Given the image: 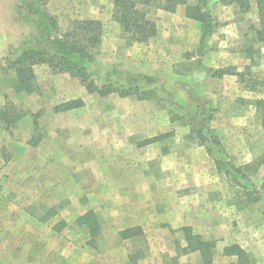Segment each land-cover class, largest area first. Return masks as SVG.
I'll return each instance as SVG.
<instances>
[{"label": "rangeland", "instance_id": "obj_1", "mask_svg": "<svg viewBox=\"0 0 264 264\" xmlns=\"http://www.w3.org/2000/svg\"><path fill=\"white\" fill-rule=\"evenodd\" d=\"M185 1L194 6L198 0ZM249 4L247 13L240 12L238 6H224L216 0L210 4L218 26L207 43L200 69L193 66L196 50L193 36L199 34V24L186 16L189 23L179 18L165 21L158 16L162 10L151 9L150 15L158 33L145 44L128 43L121 38L120 28L111 18V0H47L45 9L56 19L62 32L68 30L73 21L101 17L103 40L95 61L99 70L110 69L120 75L135 74L138 70L149 72V76L163 83L167 102L188 111L196 107L190 91L202 97L206 102V112L211 116L209 126L213 137L233 166H249L244 174L253 182L254 195H258L264 193V165L261 163L264 161V104L260 103H264V47L251 41L258 20L255 0H249ZM37 36V28L27 16L23 0H0V60ZM180 49L183 50L181 54ZM39 66L35 65L33 72L38 88L35 94L39 96L40 103L49 102L51 95L73 97L77 88H83L67 74H54L58 80L55 83L45 75V70L50 72L48 67ZM223 69L245 75L242 81L232 75H215V71ZM14 81L13 68L0 70V108L6 107L8 114L13 116L12 105L26 112L24 117L28 122V126L23 123L19 127L17 122L5 130V123L0 121V261L13 260L16 256L14 264H29L26 259L36 254L44 257L41 260L48 261V264H127L129 252L142 253L153 249L152 241L143 237L130 242H122L119 238L115 226H119V214L124 208L110 204L109 183L105 182L110 171L107 166L99 168L94 163L98 153L92 150L50 152L25 148L16 151L13 148L18 144L14 137L18 136L19 129L22 133L18 142L22 143L28 137L27 128L34 142L43 137L48 128L60 126L63 122L64 125H80L84 131L99 127L108 131L116 125L115 120L121 122L119 126L129 129L140 126L160 128L164 120V123L168 122L166 126L177 128L176 132L167 133L165 140L169 139L166 143L176 140L187 149L198 148V155L192 158L182 152L183 166L176 171L184 180L182 184L210 175L214 178L211 182L214 192L223 190L232 214L246 208L255 209V205L264 208V201L254 202V195L217 171L205 147L190 134L189 129L169 121L160 100L137 101L129 97L126 105H122L117 103L120 99L117 95L101 98L90 94L92 96L85 100L87 104L81 101L83 105L77 116L54 120L52 114L56 112L50 110L51 103L41 104L39 109L32 111L13 105L9 97L14 92ZM129 102H140V105L132 109ZM159 113L167 117H155ZM131 139L146 145L144 142L151 138L143 140V137L133 136ZM205 153L208 161L203 157ZM103 154V158L108 160L109 153ZM148 154L153 157L155 153L150 148ZM189 159L193 161L190 163ZM1 160L11 163L1 167ZM48 160L51 165L47 164ZM195 161L198 167L194 166ZM165 163L168 171L170 162L166 159ZM100 175H103L101 183L98 181ZM184 190L188 191V188ZM153 200L149 199V202ZM137 201L129 200L130 205ZM253 209L251 216L247 214L246 218L237 221L231 218L230 224L235 228L238 223H251L256 236L263 239L264 212L255 215ZM87 212L94 214L97 220L99 229L95 236L77 225V218ZM50 217L51 222L45 223V218ZM52 224L60 228L59 234H51ZM248 257L245 260L248 263L262 260L259 254L249 253ZM21 258L23 260L19 263Z\"/></svg>", "mask_w": 264, "mask_h": 264}, {"label": "crops", "instance_id": "obj_2", "mask_svg": "<svg viewBox=\"0 0 264 264\" xmlns=\"http://www.w3.org/2000/svg\"><path fill=\"white\" fill-rule=\"evenodd\" d=\"M111 1L113 2V0ZM184 14L185 5H178L173 13L159 11L158 16L165 21H172V19L179 18L183 19L184 23H189V20L185 18ZM89 19L100 21L101 17H92ZM197 36L199 37V34H194L193 36V47L195 49L198 42ZM140 49H143V47ZM180 50L179 54L183 51ZM190 51L192 50L190 49ZM214 53L211 52L210 54ZM36 67L40 66L36 65ZM138 71L135 74L151 75L149 72ZM45 75L51 77L55 83L58 82L54 78L55 75L51 74L48 70H45ZM65 86L69 87V84ZM74 92L75 96L73 97L51 95L49 96V102L45 103H40L39 96L35 93L13 92L9 99L13 105L28 108L31 111L34 108L39 109L41 104L50 105L51 103L50 110L53 112L55 106L69 100H80L86 103V98L92 96L83 88H77ZM125 101H127V98H120L117 103L126 105L125 103L127 102ZM134 104L135 106L133 107ZM128 105L132 109H135L139 107L137 105H140V102H132V104L130 103ZM79 110L80 108H76L66 112L54 113L52 117L54 120H64L68 116H77L80 113ZM163 113H159L160 115L157 114L155 117L164 119L167 116ZM115 122L116 125L110 127L108 131L101 127L92 128V131H84L80 125L71 126L68 123L64 125L65 122H63L60 126L48 128L43 137L40 139L37 138L34 142L30 137L31 131L27 128L28 137L22 143L18 142L20 140L19 135L22 133L21 129H19L17 131L18 136L14 137L18 145L13 149L18 151L25 148V150L50 152L92 150L96 154L98 153L94 163H97V167L99 168L105 165L110 171L109 175L105 177V182L109 183L107 186L109 188L110 204H113V207L116 208H124L119 214L121 216L119 226L116 225L115 229L120 232L125 229L139 227L142 231V237L153 243V249L148 252L143 251L141 253L143 257L136 264H202L200 252L187 248V241L185 239L186 229L190 230L193 236H199L203 241H212L215 243L211 264H264V238L261 239V236H256L254 225L251 223H238V226L233 228L230 224L231 218L237 221L238 219L246 218L247 214L251 216L253 214L251 209L253 208H246L239 213L233 212L232 214V210L229 207L230 204L226 202L227 200H225L223 190L214 192L216 190H213L211 184L214 181L213 176L197 177L194 181L190 179V183L185 182V184H182L184 182L182 176L176 173L177 169L183 166L182 152L184 151L185 156L188 158H192L198 155V148L187 149V146L179 144L176 140L173 143H166L165 141L169 138L166 140L164 138L147 145H141V142H137L136 139L134 141L131 139L133 136H139L141 138L143 137L144 140L168 132H176V126H166L168 122L164 123L163 120V127L160 128H150L148 126L141 128L140 126L139 128L129 129L119 126L121 122L118 120H115ZM23 123L28 126L25 117L18 121V126L21 127ZM15 133L13 134L15 135ZM88 135L91 137L88 138ZM150 148L155 153L153 157L148 154ZM105 152L109 153L108 160L103 158V155H105L103 153ZM203 157L208 161L209 158L206 153ZM166 159L170 162L168 171L165 163ZM105 161H108V163ZM190 161L193 160L189 159ZM1 162V167L10 165L11 163L5 162L4 160H1ZM47 164L51 165L49 160ZM194 166L198 167L196 161L194 162ZM101 178H103V175H100V180H98L100 183L102 181ZM200 178L201 180H199ZM165 183L171 185L166 186L164 185ZM187 188L188 191L184 190ZM149 199L154 200L149 202ZM129 200L138 201L136 204L133 203L130 205ZM254 208L255 215H261L264 212V208L257 205ZM50 218H45V223L51 222L52 218ZM59 229L54 224L50 226L51 234H59ZM133 240H122V242H130ZM232 245H237L245 253L247 259L249 258V253L262 255L261 262L257 259L255 262L248 263L245 261L246 258L239 260L236 256H224L223 250ZM130 254L133 253L129 252L127 254L126 261H128V255ZM15 257L13 260H1L0 263L8 264L10 262L14 264ZM41 259H44V257L31 254L26 260L29 264H48V261H44V263ZM22 260L23 258L21 260L19 259L18 262L21 263Z\"/></svg>", "mask_w": 264, "mask_h": 264}, {"label": "trees", "instance_id": "obj_3", "mask_svg": "<svg viewBox=\"0 0 264 264\" xmlns=\"http://www.w3.org/2000/svg\"><path fill=\"white\" fill-rule=\"evenodd\" d=\"M27 16L37 28L38 36L28 41L19 49L12 51L0 60V70L4 67L13 68L15 93H37L36 78L33 72L35 65H46L52 74H67L75 79L88 94L99 97L117 95L120 98L132 97L137 101L160 100L171 123H179L189 129L194 138L201 143L219 173L240 186L249 194L254 195L253 182L244 174L249 166H233L224 149L217 143L212 135L209 123L211 116L206 112V102L193 91L190 95L196 103L193 111H188L177 104H169L165 99L163 83L149 75L127 73L120 75L114 71L99 70L95 64L101 45L103 26L98 20H76L71 23L68 30L62 32L56 19L46 12L47 0H23ZM215 0H198L190 6L185 0H113L112 20L118 24L121 38L128 43H146L157 34L156 24L150 15L151 9L173 13L178 5H185V16L199 24V37L195 50L193 66L200 69L201 59L206 53V46L217 28L210 4ZM224 6H238L239 11L247 13L250 10L249 0H216ZM258 26L253 28L252 42L264 47V0H255ZM248 51V50H247ZM217 76L232 75L242 81L244 73L235 70H218ZM261 105L264 103L260 102ZM80 100H70L53 108L56 113L70 111L82 107ZM10 116L8 109L0 108V121L5 123V130L26 115V112L15 109ZM162 134L144 142L146 145L166 138ZM264 165V161L261 162ZM264 201V193L254 195V202ZM260 210V209H259ZM77 225L87 230L88 234L95 236L98 232L97 220L91 212H87L76 220ZM187 248L199 251L202 264H211L215 243L203 241L199 236H193L190 230H185ZM121 240L141 238L142 231L133 227L118 232ZM224 256H236L244 260L245 253L237 246L232 245L223 250ZM143 257L140 252L128 255V264H136Z\"/></svg>", "mask_w": 264, "mask_h": 264}]
</instances>
